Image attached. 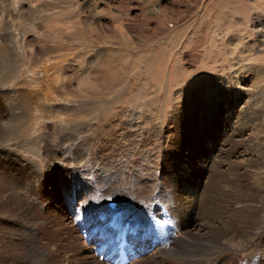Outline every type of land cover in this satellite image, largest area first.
Returning a JSON list of instances; mask_svg holds the SVG:
<instances>
[{
	"label": "rangeland",
	"instance_id": "1",
	"mask_svg": "<svg viewBox=\"0 0 264 264\" xmlns=\"http://www.w3.org/2000/svg\"><path fill=\"white\" fill-rule=\"evenodd\" d=\"M235 1L0 0V92L12 91L0 93L2 212L10 199L4 152L16 138L34 150L17 156L35 189L23 232L0 226L6 264H83L94 242L74 221L65 227L72 211L62 208L93 216L100 203L114 210L134 202L136 191L146 219L160 212L156 200L168 198L184 214L189 208L179 204L197 194L186 219L223 248L214 258L264 264V0H238L248 7L233 12ZM48 139L78 144L61 160ZM92 194L101 201L94 206ZM182 230L175 235L186 236ZM144 248L127 264L166 257ZM34 252L43 262H31Z\"/></svg>",
	"mask_w": 264,
	"mask_h": 264
},
{
	"label": "bare ground",
	"instance_id": "2",
	"mask_svg": "<svg viewBox=\"0 0 264 264\" xmlns=\"http://www.w3.org/2000/svg\"><path fill=\"white\" fill-rule=\"evenodd\" d=\"M220 4H221L220 7H223V3ZM235 4L236 5H233L234 8L233 12L236 11L240 12L242 11V9L245 8L247 9L248 7V4H244L243 2H240L238 0L235 1ZM262 9L264 10V7ZM245 10H243V12ZM219 14H221L219 15L220 19L225 15V14L223 15L222 13ZM10 92L4 91L0 93L4 96ZM13 93H15L18 97H21L20 95H23L24 92L22 91L21 93L20 91H13ZM30 95L31 93H28V97ZM11 100L12 99H10L9 101ZM43 116L46 118H50L51 113L44 112ZM19 139L20 138H16L15 140L8 142V144L6 145L7 148L4 152L5 154L4 162H6L5 165H6V169L8 170V173L5 178V183L8 186V189L5 190L3 193L4 196L9 197L10 199L8 200L7 198L6 200L4 212H2V208H1L3 205H0V214L5 215V217L0 216V224H2L0 226L2 230L5 229L8 232L14 231L18 234L22 233L24 230L23 227L19 224V221L24 220L26 218V215H28L30 208L34 206L33 201L31 200L30 197L33 195V192H35V189L32 188L30 184L28 185L26 183V181H28L27 179L29 178L32 179L31 178L32 176H29V169L28 168L26 169V164L17 156V153H19L20 151L25 152L26 150H32L34 152V150L31 146V142H28L25 137L20 140ZM67 141H64L62 139H58V140L48 139L46 141L47 148L49 147L51 150H53V153L56 157H61V160H66L70 156V154L75 150L76 145L78 144L76 142L67 144ZM3 144L1 143V145ZM33 144L37 145V141H34ZM199 178L195 177L194 179L196 180H194L192 184L197 188L199 185L202 184V181L199 180ZM120 186L126 190L131 189L128 187V185H120ZM189 187L190 184L188 183L187 186H185L187 193H188L187 189H189ZM25 188H28V192H29L28 195H25L23 192L18 191L19 189L22 190ZM108 191L110 192L109 188ZM85 193H86L85 190L76 192L78 196H82V194L85 195ZM178 194H182V193L178 192ZM196 195H190L191 197L188 195L189 197L185 198L184 201L185 203L189 198H191L190 203L188 205L182 203L179 204L180 207L182 208L185 209L186 207L189 208V210L184 214H181L177 210L178 208H175L173 206V203L169 202L168 198L166 199L167 204L165 203V201H161L162 202L161 203L159 200L158 201L156 200L155 202L156 206L154 205V207H156V210L160 212L154 215V216H158L156 217V219L153 218L154 216L152 215V213H150V216H147V219L149 218L148 220H150V222H147L146 214H144L145 210H141L142 213L141 212L139 213V209H140L139 206L144 204V201L139 195L138 191L128 196V198L130 197L132 200H134V202L129 199L128 202L126 199L124 203L122 202L119 203L118 200L116 201L118 202L117 208H115L114 210L109 208L108 204L110 202L105 204L103 207L102 203H100L101 202L99 200L100 198L98 199L99 196H94L92 194L91 196H89V205L94 206L95 204L97 205L98 203H100V205L98 206L102 207L100 212H97L95 215H93L92 213L93 216H90L88 215V213H86L85 217H83L78 212L79 207L75 210H72L71 207L70 208L63 207L62 212L65 211V213L69 214L68 211H72V216H69L66 219L67 222H65L66 223L65 227H67L68 224L70 226L73 223L71 222L70 224L71 220L74 221V223L76 222V224L73 223V226L79 227V230L82 233V235L86 237L85 238L86 241L90 239L91 241L94 242L93 246H91V249L92 252H94L95 250V253H93L92 256H87L88 257L87 259H85L86 257H83V264H114V259L117 258L119 255L117 252V248L122 239H125V249L128 253V256L132 255V253L135 252L139 254L145 252L146 249L144 248L145 250L142 249L144 250L142 251L141 248L144 245H146L149 246V248L156 247L155 251L156 253H158V256L160 257L161 255H163V253L164 255L166 254V257L161 258L160 261L161 264H164V262H166L165 264H176V263H171V261H176L178 262L177 264H219V263L221 264V262L216 260L214 257H217L216 253L222 251L223 248L220 245H218L216 241H211V240L204 241L198 232L191 230L190 228L191 223L188 219H186V217L189 214H191V211H195L197 208V204L196 203L193 204V202L197 200L195 197ZM110 197L111 195L107 196L108 199ZM0 198H1V193H0ZM11 201H14L15 207L13 209L9 208L8 205L10 204ZM137 203L139 204L137 205ZM133 206H136V208ZM167 207H170V210ZM113 211L116 213L118 212V214L121 215L123 214V216L125 217L120 216L119 218H117L116 214H113ZM73 213L74 215L77 214V217H75ZM167 213L171 215V218H169ZM126 215H128V217ZM75 218H77V221ZM122 218H124V220ZM182 218L184 220V224H182L181 222ZM133 219L135 221H139L140 224L136 223ZM169 223H171L172 225L171 227L168 225ZM180 229H183L181 234L186 236L178 237L175 235V233L176 234L180 233ZM32 236L33 234L30 233L29 234L30 239L33 238ZM147 238L150 239L151 241L149 240L150 242H148ZM72 239H74L73 236H71V244L68 245L70 249H73ZM25 243L28 244L29 242L26 241ZM172 243H174L175 245H172ZM227 243H230L232 245L235 243L238 244L239 242H236V239L228 238ZM169 246L172 247L171 250L168 249ZM88 247H89L88 244L85 243L84 248L83 247L81 248L83 254H85V252L88 251L87 250ZM98 256L102 258V261L98 260L99 259ZM172 256L173 259L169 258ZM30 260L32 263L41 262L43 260V255L37 252H34L33 254L31 253ZM0 264H6L2 258H0ZM22 264H26V261H24V263L22 261Z\"/></svg>",
	"mask_w": 264,
	"mask_h": 264
}]
</instances>
